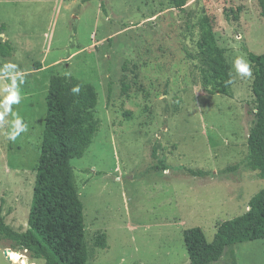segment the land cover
<instances>
[{
    "label": "rangeland",
    "instance_id": "374dc122",
    "mask_svg": "<svg viewBox=\"0 0 264 264\" xmlns=\"http://www.w3.org/2000/svg\"><path fill=\"white\" fill-rule=\"evenodd\" d=\"M203 17L224 50L230 97L202 85ZM2 24L12 52L0 57V100L13 76L21 96L0 121V215L14 231L27 229L53 76L97 97V132L71 162L87 264H188L183 232L200 228L211 242L264 188L246 166L255 122L248 54L264 51L258 0H188L182 9L171 0H0ZM237 58L250 77L236 71ZM15 113L27 131L11 141ZM9 247L0 239V264H45ZM215 264H264V240L230 246Z\"/></svg>",
    "mask_w": 264,
    "mask_h": 264
},
{
    "label": "trees",
    "instance_id": "16d2710c",
    "mask_svg": "<svg viewBox=\"0 0 264 264\" xmlns=\"http://www.w3.org/2000/svg\"><path fill=\"white\" fill-rule=\"evenodd\" d=\"M171 1L182 9L188 0ZM258 5L264 19V0H258ZM199 25L200 57L208 67L201 72L202 85L211 95L230 97L232 76L224 50L216 45L207 17ZM4 31L5 25H0V34ZM11 52L8 42H0V57L6 58ZM248 60L253 73L255 122L247 138L246 166L264 181V51L260 55L249 53ZM76 86L80 91L73 93ZM96 105L97 97L89 85L65 76L50 79L26 231H14L0 215V239L10 242L12 251H25L31 259L45 264H87L83 206L71 162L83 157L97 132L93 117ZM189 173L203 175L192 170ZM257 240H264V188L251 198L243 215L218 226L211 242L200 228L183 232L188 264H215L228 247ZM102 241L99 239L96 245L103 247Z\"/></svg>",
    "mask_w": 264,
    "mask_h": 264
},
{
    "label": "clouds",
    "instance_id": "9594fccd",
    "mask_svg": "<svg viewBox=\"0 0 264 264\" xmlns=\"http://www.w3.org/2000/svg\"><path fill=\"white\" fill-rule=\"evenodd\" d=\"M234 67L241 76L250 77L252 74L249 64L243 58H237L234 61ZM16 68L17 65L12 63H7L3 67L4 70ZM17 75H20L22 77V74L20 72H17ZM15 79L16 77L13 76L12 85L5 86L3 88V92L6 93V95L2 100H0V107L3 108V111L0 112V121H3L5 116L12 111L11 105L20 103L21 96L15 90ZM21 82H23V77ZM72 91L73 93H78L80 91L79 86L74 87ZM14 115L15 119L12 122V130L8 133V139L11 141H15L20 132L27 131V125L22 122V118L17 113H15Z\"/></svg>",
    "mask_w": 264,
    "mask_h": 264
},
{
    "label": "crops",
    "instance_id": "0c3cea01",
    "mask_svg": "<svg viewBox=\"0 0 264 264\" xmlns=\"http://www.w3.org/2000/svg\"><path fill=\"white\" fill-rule=\"evenodd\" d=\"M2 25H4V24H2ZM5 31H6V28H5ZM5 31H4V32H5ZM1 36L3 37V35H1Z\"/></svg>",
    "mask_w": 264,
    "mask_h": 264
}]
</instances>
